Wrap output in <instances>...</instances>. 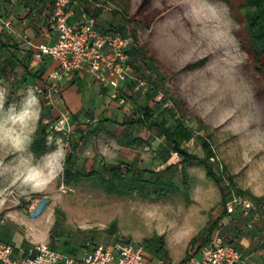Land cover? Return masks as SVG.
<instances>
[{
  "label": "rangeland",
  "instance_id": "rangeland-1",
  "mask_svg": "<svg viewBox=\"0 0 264 264\" xmlns=\"http://www.w3.org/2000/svg\"><path fill=\"white\" fill-rule=\"evenodd\" d=\"M228 1L231 7L223 0H149L141 8L143 0H102L101 7L113 19L109 28L122 29L153 54L169 100L193 133L185 145L188 151L203 158L199 137L206 138L232 186L249 199L264 201V79L256 71L243 25L232 11L241 0ZM4 28L0 22V31ZM44 29L50 38V19ZM17 55L14 49H0L4 110L9 105L19 110L31 93L39 102L38 115L23 130L0 135V218L21 226L22 236L31 242L24 240L25 247L43 243L60 251L68 243L78 253L87 242L119 238L144 245L151 256L181 261L225 221L221 187L206 178L199 162L182 167L181 159L175 163L171 155L164 162L158 159L144 175L152 182L169 178L177 188L168 192L155 193L150 186L117 195L93 181L66 183V164L71 171H95L108 179L111 164L104 153L112 149V139L100 133L104 125H96L99 121L94 123V118L82 124L81 135L71 120L62 132L52 129L61 119L55 104L60 86L46 98L39 92L49 84L45 72L32 67L27 53ZM43 117L48 123L42 122ZM43 125L47 150L36 156L31 144ZM124 130L121 138L128 142L130 133ZM144 134L137 127L134 141L123 142L125 150L116 165L123 171L134 165L128 150L149 152ZM87 151L95 157L88 159ZM41 202L45 204L39 216L29 217L28 207Z\"/></svg>",
  "mask_w": 264,
  "mask_h": 264
},
{
  "label": "built area",
  "instance_id": "built-area-1",
  "mask_svg": "<svg viewBox=\"0 0 264 264\" xmlns=\"http://www.w3.org/2000/svg\"><path fill=\"white\" fill-rule=\"evenodd\" d=\"M51 1L50 23L55 41L52 44H30L33 49L32 67L39 66L45 60L56 64L48 76L49 84L39 91L41 94L51 98L57 91L58 82L75 73L89 74L96 83L110 86L116 92L126 82L132 83L135 92L148 90V81L135 70L131 59L130 51L135 46L131 36L100 31L85 11H82L79 22L72 23L70 18L77 2ZM5 28L11 31L10 24H5ZM113 98L119 99L120 104L126 103L117 93L113 94ZM154 101L172 109L176 117L179 116L163 90L156 92ZM60 115V121L52 128L57 132H62L70 121L66 112L61 111ZM44 122L48 123L47 120ZM171 156L175 158V163H179L177 153ZM210 162L216 166L225 188L223 209L226 223L236 224L244 220V228L254 233L257 242H264V201L255 202L238 194L231 187L216 155L210 158ZM44 204L29 206V217H38ZM226 223L214 229L207 242L196 247L181 261L157 258L151 256L140 243L113 239L107 243L87 242L80 256L61 252L43 243L20 250L0 241V264H246L235 245V238L227 241L223 234Z\"/></svg>",
  "mask_w": 264,
  "mask_h": 264
},
{
  "label": "crops",
  "instance_id": "crops-1",
  "mask_svg": "<svg viewBox=\"0 0 264 264\" xmlns=\"http://www.w3.org/2000/svg\"><path fill=\"white\" fill-rule=\"evenodd\" d=\"M14 5V6H13ZM101 1L85 0L80 1L75 5L70 22L77 23L81 20L82 11H87L93 14V20L96 28L104 30L113 24V19L108 16L107 11L101 7ZM50 11L48 0H10V4L0 0V13L5 12L6 17L0 18V22L10 24L11 31L4 28L3 34L6 36L7 45L9 49H14L18 52V57L21 58L25 53H33L30 44L38 45L40 43L52 44L55 41V34L52 30L51 37L46 38L49 34L44 29V22L50 19L46 17ZM37 12V14H35ZM20 20V21H18ZM46 64V65H45ZM56 64L52 61L45 60L36 69L42 68L45 72L44 77L47 78ZM150 81L155 80V75L149 78ZM60 86L58 100L56 106L59 111H64L68 114L70 120L73 122V127L76 128L77 133L84 134L82 125L90 118L99 121V124L104 125L101 134L104 137H110L112 142L111 150H106L104 156L108 159L111 165H117L122 159L125 150L123 146L122 129L124 132L130 133V139L127 144H131L134 139V129L141 126L123 125V122L135 117V110L144 104L152 105L148 96L144 92H135L132 83L126 82L120 85L119 89L114 91L110 86L96 83L89 74L75 73L74 75L58 82ZM124 98L125 104H120L119 99L113 98V94ZM114 126V129H108V126ZM121 129V136L117 135ZM145 144L148 145L149 152L142 153L135 150H128V159L133 161V167L141 170L153 168L159 162L158 159L164 162L167 158L163 154L161 143L163 138L157 137L152 129L144 128ZM140 138V137H139ZM144 139V138H141ZM87 158H94L95 156L90 152L85 153ZM89 163V162H88ZM89 164H87L88 166ZM226 223V221L224 222ZM238 222L226 223L225 229L227 232L226 240H233L235 238V245L239 250L242 259L246 264H264V242H257L252 231L246 230L243 224ZM228 226V227H227ZM21 226L17 228L14 224H8L0 218V241L5 244L12 245L16 249L24 250L30 246H24ZM81 252L74 256H80Z\"/></svg>",
  "mask_w": 264,
  "mask_h": 264
},
{
  "label": "trees",
  "instance_id": "trees-1",
  "mask_svg": "<svg viewBox=\"0 0 264 264\" xmlns=\"http://www.w3.org/2000/svg\"><path fill=\"white\" fill-rule=\"evenodd\" d=\"M6 4H10V0H1ZM77 4L80 1L85 0H74ZM102 1V0H95ZM149 0H143L141 8L148 4ZM228 6L231 4L228 0H223ZM50 5V11L46 17H49L52 11V1L48 0ZM235 12L236 19L243 25L244 32L246 34L247 45L250 55L255 63L257 73L264 79V0H241L239 6L232 8ZM88 13L87 11H85ZM37 14V12L35 13ZM89 14V13H88ZM93 18V14H89ZM6 17L5 12L0 13V18ZM103 32H119L123 35H127L122 29L118 28H107L100 30ZM134 48L130 51L131 59L134 64L135 70L140 73L149 83V88L144 92L152 105L144 104L135 110V117L123 122V125L141 126L144 128L152 129L155 131L157 137L163 138L162 151L166 158L172 153H177L182 167L187 166L192 162H199L205 169V176L207 179L213 181L222 190V206L225 201L226 193L225 188L222 185V179L218 174L216 166L210 162V158L215 157V152L210 142L204 138L199 137L201 147L203 150V158H200L188 151L186 143L191 141L193 133L184 124L183 120L176 117V114L172 109L163 107L159 102L154 101V96L158 90H163L167 97L168 92L165 88L164 78H162L158 69L156 59L153 54L149 52V49H143L136 40ZM7 45L6 36L0 31V49L13 51L9 49ZM31 60L32 54L27 53ZM46 65V64H45ZM158 66V67H157ZM158 68V69H157ZM6 70V66L3 65V71ZM40 73L44 72L42 68L38 69ZM152 74L155 75V80L150 81ZM46 117V116H45ZM42 118V122L46 118ZM172 119V121H171ZM47 126L43 125L36 140L31 144V152L36 156H41L47 150ZM168 169H174L173 166H169ZM167 169V170H168ZM110 177L107 179L99 172L90 171L83 173L80 171H71L66 164V168L63 171V179L66 183H80L82 181H93L99 185L106 193H115L117 195H128L133 191H145L148 187H154L155 193H159L162 189L163 192H168L171 189H176V185L169 180V178H159L154 182L145 180L144 175L148 174L149 170H141L134 167H129L126 171H123L119 166L111 165L109 167ZM156 177L161 176V173H156ZM184 180L186 179V173L183 172ZM231 187L238 193L228 178ZM252 200V199H251ZM259 202L260 200H252ZM225 220V215L223 217ZM225 221L222 222V224ZM217 223V222H216ZM215 223V226H216ZM241 223H245L241 220ZM240 223V224H241ZM237 224V223H236ZM218 227V226H217ZM215 227V229L217 228ZM117 239V238H116ZM119 239V238H118ZM207 242V241H206ZM52 247V246H50ZM54 248V247H52ZM56 249V248H54ZM60 251L71 255H76V250L69 247L68 243H63L60 247Z\"/></svg>",
  "mask_w": 264,
  "mask_h": 264
},
{
  "label": "clouds",
  "instance_id": "clouds-1",
  "mask_svg": "<svg viewBox=\"0 0 264 264\" xmlns=\"http://www.w3.org/2000/svg\"><path fill=\"white\" fill-rule=\"evenodd\" d=\"M5 97L0 94V135L7 136L13 130H23L29 120L38 115L39 102L31 93L20 103L19 110L15 105H9L7 112L4 110Z\"/></svg>",
  "mask_w": 264,
  "mask_h": 264
}]
</instances>
